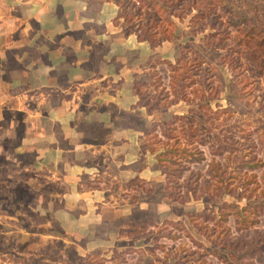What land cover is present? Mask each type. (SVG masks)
<instances>
[{
    "label": "crops",
    "instance_id": "crops-1",
    "mask_svg": "<svg viewBox=\"0 0 264 264\" xmlns=\"http://www.w3.org/2000/svg\"><path fill=\"white\" fill-rule=\"evenodd\" d=\"M119 15L106 0H0L2 264H142L130 221L171 220L144 146L161 119L135 88L170 58Z\"/></svg>",
    "mask_w": 264,
    "mask_h": 264
},
{
    "label": "rangeland",
    "instance_id": "rangeland-1",
    "mask_svg": "<svg viewBox=\"0 0 264 264\" xmlns=\"http://www.w3.org/2000/svg\"><path fill=\"white\" fill-rule=\"evenodd\" d=\"M206 1L194 0L198 7L190 10V12H187V8L180 2V7L186 16L179 20L174 16L167 18L168 12L161 7V0H142L144 6L151 5L157 11L160 19L156 24H159L160 29L165 28V34L167 30L168 32L173 31L175 40L164 42L163 56L170 58L173 64L181 56L180 64L182 65L186 60L189 65L188 75H184L181 67H178L173 72L174 76H178V80L172 82L171 79L167 78V76H171V69L167 64L162 63L163 67L159 68L163 74L159 75L160 73L158 74L157 71H152L150 83L143 84L139 88L141 105L147 109H152L154 120L161 119L163 131L162 133L156 129L155 132L146 135L144 146L148 153L154 157L167 148H172L174 143L178 145L176 148L188 150L181 155L179 151L166 154L163 160L167 168H176L177 163L184 168L188 166L186 164L188 160L195 157L199 158V152H202L205 157L204 161L189 166V169L193 172L205 173L210 161L222 165L226 164V157H228L231 149H227L222 155L217 150H220L219 144L221 142L232 143L238 149H234L231 157H228L229 167L224 178L231 180V186H234L237 180L242 179L243 176V172H238L239 165L238 162L234 161L235 159L244 156L246 160L256 158L264 163V71H260L254 60L248 56V53L253 54L257 64L264 69V0H209L208 8H205ZM200 3L201 14L204 16L196 20L191 26V18L197 14ZM144 15L142 12L134 29L138 31L142 29L145 21ZM242 18H246L247 21H241ZM249 26H253L255 30L251 33L252 39L246 38L249 40V47L240 49L236 45L237 41L243 34L242 30H248ZM198 27L202 28L203 31L193 35L192 30H198ZM156 30H158V25L154 31ZM216 30H219L217 36L214 34ZM256 32H260L262 37L257 36ZM209 34H214L213 37L215 38L209 39L213 45L206 47L207 44L203 38ZM159 36L160 34H155L157 39L161 37ZM218 37L221 39L219 46L216 47L214 43L217 42ZM253 37L255 40L261 41L260 46L257 44L259 41H255ZM180 47H182L181 51H179ZM162 76L165 77L163 86L167 87H163L164 89L159 88V81ZM182 79H184L186 86L181 92L179 89ZM172 84L175 86V96L172 94ZM209 94L213 96L210 100H208ZM182 96H185V99ZM167 121L174 123L170 131H167L165 124ZM262 170L255 171L259 179L258 182L261 184L259 189L254 192L256 195L264 189V170ZM182 172L175 179L180 186L183 185L184 178L189 174L188 170ZM250 174L249 172L248 175ZM202 179L210 180L209 188L216 184L215 180L209 179L208 176H199L197 178L198 184ZM253 186L250 185L249 188ZM159 190L164 203L168 205L166 210L170 221H182L190 236L202 244L201 247H195L184 236L178 241H162L170 251L169 260L171 259V264H207L206 262L221 264L213 257H206L203 261L205 263H202L203 256L201 255L208 254L207 250L224 252L222 247L211 243V240L224 228V225L218 226L211 217V214L214 213L210 211L213 209L216 211L217 206L222 202L238 204L243 207L247 204L254 206L263 200L260 198H251L249 201L237 200L235 194H232L212 201L207 195H204L199 201H191L181 205L174 198H168L165 193V185L160 186ZM171 192L174 193V191ZM204 209L210 212L208 217L204 219L198 216L194 219L204 225L206 233L214 229L208 239L198 234L188 218L184 217L187 213H196ZM157 212L156 209L153 210L154 214ZM138 220L140 217L135 216L134 220L130 221L134 224L128 228L132 235L137 236V239L140 238L141 232L145 234L141 236V242L146 247H142L141 252L144 255L142 260L141 257L139 258V261L142 264H161L162 258L165 256L164 253L162 254L160 250H156L154 253L151 251V241L153 238L155 239L156 228L152 226L142 228L143 221L138 223ZM227 228L231 230L232 236L235 235L233 218H230L224 229ZM257 228L262 230L264 221H261ZM145 230L149 231L146 233ZM222 234L223 231H221L220 236ZM245 235L248 238L251 235V230L247 231ZM2 245L6 249L7 246L13 247L15 243L0 244V248ZM72 261L73 264L80 263L76 259ZM253 261L254 264H264V256L258 255ZM0 264H2L1 260Z\"/></svg>",
    "mask_w": 264,
    "mask_h": 264
},
{
    "label": "trees",
    "instance_id": "trees-1",
    "mask_svg": "<svg viewBox=\"0 0 264 264\" xmlns=\"http://www.w3.org/2000/svg\"><path fill=\"white\" fill-rule=\"evenodd\" d=\"M108 2H114L116 6L120 8V15L119 19L122 21V26L124 27L125 35H128L130 33H134L137 36V39L139 41H146L150 44L151 47H158L162 45L164 42H170L173 41V31L167 30V33L165 34V28L160 29L159 24H156L159 22V15L157 14V11L154 9L153 6L147 5L144 6L142 3V0H135L138 5H136L135 1L132 0H106ZM162 1V8L167 10V18H170L171 16L177 17L179 20L184 19L186 14L184 13V10L182 7H180V2L184 5V7L187 8V12H190L192 9H196L198 5L195 4L194 0H161ZM209 4V0L206 1L205 8H208L207 5ZM144 13V24L142 26V29L138 31L137 29H134V27L137 24V19L140 18L141 13ZM203 14H201V3L200 7L197 10V14H195L191 18V26L198 20L199 18H203ZM243 22L247 21L246 18H242ZM156 25H158V30L154 31ZM175 27V25L173 24ZM212 26V25H210ZM213 29V28H212ZM203 30L202 28L198 27V30L194 29L192 30L193 35H197L198 33H201ZM252 31L254 30L253 26H249L248 30H242V36L237 41V47L242 49V47H249V39H252ZM257 36L262 37V34L260 32H256ZM155 34H160V38H156ZM162 34V35H161ZM216 36L219 34V30H216L214 33ZM214 34H209L205 36L203 39L206 42V47H210L213 45V42H210L209 39L215 38ZM220 37H218L217 42H215V46H219ZM254 39V37H253ZM175 40V39H174ZM255 40V39H254ZM259 41V40H255ZM257 44L260 46L261 41L257 42ZM185 49V47H184ZM182 50V47H180L179 51ZM251 60H254L256 63V66L260 71H264L263 68H261V65L257 64L256 58L253 54H249ZM181 62V56H179L175 64H173L171 61H163L161 63L167 64V66L171 69V76L169 79L175 80L177 82L178 76H174L173 72L177 70L178 67H181L183 74L188 75L189 71V65L187 64L186 60L183 62V64H180ZM185 79V78H184ZM184 79L181 80L180 84V91L185 88L186 83L184 82ZM203 84V83H202ZM159 85L161 89H164L161 81H159ZM140 84H135V88L139 90ZM168 92V91H167ZM175 86L172 84V94L175 96ZM140 100L138 102L139 105H141V93H138ZM183 98L185 96H182ZM213 96L209 94L208 100L212 99ZM185 99V98H184ZM148 114L152 113V109H148ZM177 117V116H174ZM180 117V116H178ZM167 131L171 130L172 124H174L172 121H167L166 123ZM162 124L159 122H154L149 130L145 132L146 135H148L151 132H155L156 129H159L160 132L162 131ZM177 144H173V147L167 148V150L160 152L158 155H155L156 165L155 167L158 168L160 173L165 178V193L168 195L169 199L174 198L176 202L180 203L181 205L188 204L191 201H199L202 199L204 195H207L210 200L215 201L217 199H222L224 196L227 195H234L237 200H246L249 201L251 198H260L263 199L262 202H259L258 204L251 206L250 204H247L243 207H240L238 204H231L227 202L220 203L216 211L213 209L210 211L213 221L218 226L226 227V224L229 222L230 218H233L234 222V234L232 236L231 230L229 228L224 229L222 228L221 231H223V234L220 236L221 231L217 233L215 238L211 240V243L217 246L222 247L224 252H219V250H207L208 254L201 255L203 256L202 263H205L206 257H213L216 261H218L221 264H254V258L258 255L264 256V228L262 230H259L257 228L258 225H260L261 221H264V189L261 190V192L256 195L254 194L255 190L259 189L261 184L258 182L259 179L257 178V174L255 173L256 170H264V163L261 160H258L256 158H251L250 160L244 159V156H241L234 161L238 162L239 165V173L243 172L242 179H238L236 184L234 186H231V180H228V178H224L226 175V171L228 170L229 163H228V157H231V153L234 149H238L237 147H234V144L228 143V142H221L219 144L220 150H217L223 154V152L227 151V149H231L230 153L228 154V157H226V164L222 165L219 163H215L214 161H210L207 164V169L205 173L201 172H193L191 169H189V166L193 164H199L204 161L205 157L203 156L202 152H199L200 156L192 158L191 160H188L186 164L188 166H181L177 163L176 168H167V166L164 165V156L169 153L173 152H188L186 149H179ZM219 149V148H218ZM183 170H188L189 174L187 177L183 180V185L180 186L177 181H175L177 175L180 176L183 172ZM262 170V171H263ZM251 173L248 175V173ZM193 176L194 179H193ZM208 176L209 179L213 178L215 180V183L212 187L209 188V181L206 179H202L200 181V184H198L197 178ZM245 176V178H243ZM248 176V177H247ZM178 179V178H177ZM228 181V183H227ZM250 185H254L253 187L249 188ZM263 185H264V175H263ZM171 191H174L172 193ZM205 209L196 212V213H187L184 215V217H187L189 222L192 224V226L197 230V233L200 235H203L206 239L209 238V235L214 232V229H211L208 233L204 231V225L202 223H198L195 221L194 218L200 216L204 219L208 217V213ZM252 216V217H251ZM142 228H147L149 226H152L156 228L155 232V239L153 238L152 243V253L156 250H160L162 254L164 253V257L162 258L163 261L161 264H171V259L169 260V254L170 251L165 247V245L162 243V241H178L182 236L189 239L195 247H201L202 244L199 242H196L190 234L185 230L182 221H170V220H164L160 226L148 224L147 222H142L141 224ZM251 230V235L247 238L245 233L247 231ZM160 242V243H159ZM131 253V251H127L124 253H120L118 257H121L122 263H125L124 261V255ZM179 260V258H177ZM83 264H92L90 261H84ZM207 264H210L209 262H206Z\"/></svg>",
    "mask_w": 264,
    "mask_h": 264
},
{
    "label": "built area",
    "instance_id": "built-area-1",
    "mask_svg": "<svg viewBox=\"0 0 264 264\" xmlns=\"http://www.w3.org/2000/svg\"><path fill=\"white\" fill-rule=\"evenodd\" d=\"M132 1H135V0H132ZM136 5H138V3L135 1ZM1 61H2V58H1V54H0V66H1Z\"/></svg>",
    "mask_w": 264,
    "mask_h": 264
}]
</instances>
